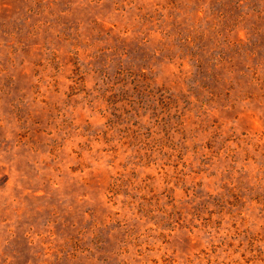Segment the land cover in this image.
<instances>
[{
    "label": "rangeland",
    "instance_id": "374dc122",
    "mask_svg": "<svg viewBox=\"0 0 264 264\" xmlns=\"http://www.w3.org/2000/svg\"><path fill=\"white\" fill-rule=\"evenodd\" d=\"M0 264H264V0H0Z\"/></svg>",
    "mask_w": 264,
    "mask_h": 264
}]
</instances>
